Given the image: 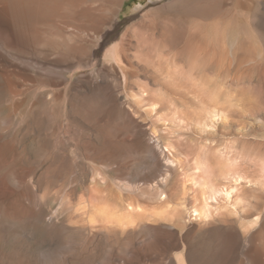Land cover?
<instances>
[{
	"label": "rangeland",
	"instance_id": "374dc122",
	"mask_svg": "<svg viewBox=\"0 0 264 264\" xmlns=\"http://www.w3.org/2000/svg\"><path fill=\"white\" fill-rule=\"evenodd\" d=\"M214 1L9 0L38 50L0 2V264H264V0ZM210 187L263 206L193 220Z\"/></svg>",
	"mask_w": 264,
	"mask_h": 264
},
{
	"label": "bare ground",
	"instance_id": "6f19581e",
	"mask_svg": "<svg viewBox=\"0 0 264 264\" xmlns=\"http://www.w3.org/2000/svg\"><path fill=\"white\" fill-rule=\"evenodd\" d=\"M20 1V0H18ZM0 2L3 4L5 10H6V15L9 17L8 18V23L7 25H9L10 29L12 31H14L15 33L19 34L20 35V38H24V45H27L29 47H32L34 50H38V48L44 43L47 44V41H51L52 36H54V34L52 33V31H54L57 26L59 27V24L56 26V23L55 24H52L50 26H43L41 24V20H32V19H29V17H25L21 14V12H19L18 10L14 9L12 4L9 2V0H0ZM16 2V1H15ZM184 2L186 3L187 5V13L197 19H203V20H211L213 18H216V15L218 14V9H217V1H214V0H184ZM85 3V2H84ZM83 4V3H82ZM16 5H19V4H16ZM18 7V6H17ZM83 7V6H82ZM26 11V10H25ZM87 11V10H86ZM99 11V10H98ZM88 13V12H87ZM77 16V15H76ZM93 16V15H91ZM54 17V16H53ZM31 18V17H30ZM56 18V17H55ZM79 18V17H78ZM53 19V18H52ZM58 19V18H57ZM60 20V19H59ZM87 20V19H86ZM53 21H56L53 19ZM66 23L68 24H74L73 20H65ZM64 21V22H65ZM81 21V20H80ZM57 22V21H56ZM52 23V22H51ZM62 23V21H61ZM46 25V24H45ZM49 25V24H47ZM64 25V24H63ZM66 25V24H65ZM71 25V26H72ZM62 26V25H61ZM67 26V25H66ZM70 26V27H71ZM74 26H77V25H74ZM69 26L65 27L68 28ZM62 29V28H61ZM64 29V27H63ZM64 29V30H65ZM73 29V27H72ZM71 29V30H72ZM82 29V28H80ZM68 30V29H66ZM66 30L64 32H66ZM76 30V28H75ZM87 31V30H85ZM72 32V31H71ZM70 32V34H71ZM76 31H74L75 33ZM81 32V31H80ZM84 32V31H83ZM58 33L60 34V32L58 31ZM58 35V34H57ZM66 35V34H65ZM63 36V35H62ZM71 36V35H70ZM51 37V38H50ZM62 38V37H61ZM21 39V40H22ZM49 39V40H48ZM60 39V38H59ZM70 39V38H69ZM64 41H66V39H64ZM53 42L55 43L56 41L53 40ZM49 44V43H48ZM61 45L65 48V52L66 54L65 55H71L73 54V49L72 46H70L67 42H63L61 43ZM45 46V45H44ZM10 48V47H9ZM18 48V47H17ZM62 48V47H61ZM12 49V48H11ZM58 50V49H57ZM7 51V50H6ZM20 50L16 51V52H19ZM24 51V50H23ZM62 51V50H61ZM60 51V52H61ZM9 52V51H8ZM22 52V51H20ZM63 53V52H62ZM75 53V52H74ZM38 54V52H37ZM19 59V58H18ZM89 100V99H88ZM236 181V180H235ZM240 181V180H239ZM238 183V182H237ZM213 187V186H212ZM210 187V194L209 195H205L203 199V202H202V205L200 207H195L190 210L191 213V217L193 218V220H203L206 224H211L212 220L214 219V216H217L220 212V209L222 207L221 204H219L220 202L218 201V199L220 198V195L222 198H224L227 202H228V206L229 208H231L232 210V213L234 214H238V210L241 208V209H244V208H248L249 210H257V212L259 211L258 209L261 208V206H263L260 202L261 201H258L259 200V197H255L256 199V202L253 203V200L252 201H245L244 200V204L242 205V203L239 201V200H242L240 199L239 197V200L238 199H234L236 201H232V191L230 190H212L213 188ZM212 188V189H211ZM257 196V195H256ZM253 197V196H252ZM251 198V197H250ZM249 199V198H248ZM212 201L214 202H219L218 203V206H214L212 205ZM225 201V202H226ZM224 204V203H223ZM178 207V206H177ZM252 208V209H251ZM165 209V210H164ZM160 213L159 215H167L168 211H170L168 213V215H171V209L168 207V208H164ZM175 213H177V209L176 208H172ZM177 211V212H176ZM180 211V210H179ZM105 212V211H104ZM240 212V211H239ZM157 213V214H158ZM174 213V214H175ZM103 214V212L101 213ZM106 214V215H105ZM105 214H103V216H106V220L107 221H113V223H120V219L111 215V214H108V212H106ZM179 214V213H178ZM240 214V213H239ZM238 214V215H239ZM167 215V216H168ZM172 216V215H171ZM178 216V215H176ZM237 216V215H236ZM119 217V216H118ZM162 217V216H161ZM174 217V216H173ZM179 217V216H178ZM182 217V216H181ZM189 217V216H188ZM130 222V221H129ZM108 223V222H107ZM112 223V224H113ZM125 224V223H124ZM129 224V223H128ZM259 235V234H258ZM262 244V243H261ZM208 252V251H207ZM212 263V260L211 258L208 256V254L206 255L205 257V264H211Z\"/></svg>",
	"mask_w": 264,
	"mask_h": 264
},
{
	"label": "crops",
	"instance_id": "0c3cea01",
	"mask_svg": "<svg viewBox=\"0 0 264 264\" xmlns=\"http://www.w3.org/2000/svg\"><path fill=\"white\" fill-rule=\"evenodd\" d=\"M177 209V213H175V211L172 209V211H171V215H168V213L170 212V211H168V213H167V215H165V214H163V215H159L158 214V218H167V219H173L174 217H176V215H179L178 213H180V209H178V208H176ZM155 213L156 212H153V213H151V214H147L146 215V217L143 219V215H142V219L139 221V220H137V222H136V226H140V228L141 229H143L144 227L145 228H154V227H156V226H159V225H161V224H164V225H169L168 224V222L169 221H167V220H164V219H158L156 216H155ZM175 213V214H174ZM162 216V217H161ZM174 216V217H173ZM169 223H171V222H169ZM172 224V223H171ZM151 240H152V242H153V240H154V238H150ZM204 264H205V258H204ZM211 264H214L213 263V261H212V263Z\"/></svg>",
	"mask_w": 264,
	"mask_h": 264
}]
</instances>
